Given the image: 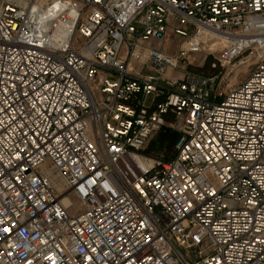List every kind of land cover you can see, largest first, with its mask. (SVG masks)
<instances>
[{
  "label": "built area",
  "instance_id": "1",
  "mask_svg": "<svg viewBox=\"0 0 264 264\" xmlns=\"http://www.w3.org/2000/svg\"><path fill=\"white\" fill-rule=\"evenodd\" d=\"M0 264H264V0H0Z\"/></svg>",
  "mask_w": 264,
  "mask_h": 264
},
{
  "label": "rangeland",
  "instance_id": "2",
  "mask_svg": "<svg viewBox=\"0 0 264 264\" xmlns=\"http://www.w3.org/2000/svg\"><path fill=\"white\" fill-rule=\"evenodd\" d=\"M151 45H153V43H151ZM181 45H183L182 40L177 38L169 39L164 43V50L167 51L171 56H176ZM210 51L207 50L204 44L203 51L194 55L195 60L191 65H187L186 71L203 76L219 74L220 78L217 87L219 91L225 96L226 93H228L233 87L237 86L250 75L254 67L255 59L249 55H246L236 59L230 64L220 66L217 62L218 55L211 54ZM214 64H217L215 69ZM144 74H148V71L145 70ZM159 134L160 132L151 139L147 146L146 153L154 157H163L167 159L171 156V154H169V151L166 147L160 151L150 148L152 142L158 138Z\"/></svg>",
  "mask_w": 264,
  "mask_h": 264
},
{
  "label": "trees",
  "instance_id": "3",
  "mask_svg": "<svg viewBox=\"0 0 264 264\" xmlns=\"http://www.w3.org/2000/svg\"><path fill=\"white\" fill-rule=\"evenodd\" d=\"M178 139V133L169 129V128H164L158 138L152 142V145L150 148H152L153 150L156 151H160L163 150L165 147L167 148V150L169 151V154H171V156L168 159H170L173 155H174V148H175V144L177 142ZM166 159V158H165Z\"/></svg>",
  "mask_w": 264,
  "mask_h": 264
},
{
  "label": "bare ground",
  "instance_id": "4",
  "mask_svg": "<svg viewBox=\"0 0 264 264\" xmlns=\"http://www.w3.org/2000/svg\"><path fill=\"white\" fill-rule=\"evenodd\" d=\"M205 44V43H204ZM205 47L207 48V50L210 51V48L207 47V44H205ZM172 75V71L169 70L168 73H167V76H171Z\"/></svg>",
  "mask_w": 264,
  "mask_h": 264
},
{
  "label": "crops",
  "instance_id": "5",
  "mask_svg": "<svg viewBox=\"0 0 264 264\" xmlns=\"http://www.w3.org/2000/svg\"><path fill=\"white\" fill-rule=\"evenodd\" d=\"M155 44H157V43H155ZM172 74H173V72H172Z\"/></svg>",
  "mask_w": 264,
  "mask_h": 264
}]
</instances>
